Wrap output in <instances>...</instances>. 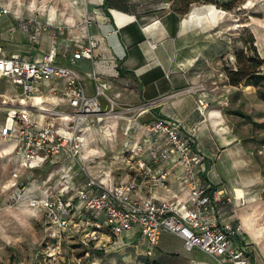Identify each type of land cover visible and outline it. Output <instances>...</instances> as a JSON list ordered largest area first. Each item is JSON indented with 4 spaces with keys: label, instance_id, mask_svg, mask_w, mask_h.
<instances>
[{
    "label": "built area",
    "instance_id": "built-area-1",
    "mask_svg": "<svg viewBox=\"0 0 264 264\" xmlns=\"http://www.w3.org/2000/svg\"><path fill=\"white\" fill-rule=\"evenodd\" d=\"M8 14L12 11L0 0V18ZM37 14L16 16L17 25L31 29L33 43L39 33L53 26ZM96 46L97 41L89 38L73 52L71 61L93 58ZM56 56L55 45L37 60L24 58L19 52L4 53L0 45V75L16 85V95L0 94V137L15 140L18 156L10 188L15 201H27L43 216L44 259L54 262L66 237L75 238L90 253L118 245L123 236L137 232L142 244L145 241V255H151L160 236L169 233L179 237L186 249L208 258L192 259L191 264H249L251 250L236 217L234 196L223 187L212 188L206 180L205 157L195 143L194 127L184 131L177 121L167 118L144 123V137L120 153V160L133 174L127 180L109 184L86 171L81 161L86 145L84 125L101 126L108 117L130 122L143 110L117 104L96 73L92 76L94 93H86L78 74L57 64ZM52 80L63 83L49 86L48 92L42 85ZM54 99L66 107L50 105ZM198 102L202 112L206 105L201 99ZM44 165L56 166L54 182L58 178V183L33 196L27 192L30 171ZM176 169L178 186L188 190L184 201L158 199L146 191L151 185L167 189L168 178ZM237 201L244 203L242 197Z\"/></svg>",
    "mask_w": 264,
    "mask_h": 264
},
{
    "label": "crops",
    "instance_id": "crops-1",
    "mask_svg": "<svg viewBox=\"0 0 264 264\" xmlns=\"http://www.w3.org/2000/svg\"><path fill=\"white\" fill-rule=\"evenodd\" d=\"M174 1L2 0L12 14L0 18V45L4 53L19 52L29 60L41 59L51 45H55L56 63L71 67L81 78L86 93H94L92 76L96 73L106 82L107 93L117 104L131 105L135 111L143 110L138 119L124 121V136H128L124 143L125 151L144 137V123L147 121L167 118L177 121L184 131L194 127L195 143L205 157L206 180L214 188H225L234 196L236 204V197L241 192L245 204L253 209V217L260 226L259 234L247 238L244 229L246 239L243 238L249 248L251 243L254 244V251L250 248L249 264H264V209L260 192L256 191L263 177L259 163L251 160L242 142L244 135L237 131L242 126L239 125V117L229 113V99L236 95L231 92L238 90V86L229 85L225 74L224 79L219 78V84H212L215 72L212 59L205 51V35L198 31L200 27L186 23L193 10L206 4H189L185 11H181L173 5ZM37 11L40 20L53 26L39 33L33 43L31 29L17 25L16 16L30 17ZM54 25L60 26V29H55ZM253 30L259 34H255V46L264 60V26L258 29L259 32L257 28ZM89 38L97 41L93 58L72 62L73 52L86 44ZM62 83V80H52L42 87L49 92V86L60 87ZM188 88L190 92L186 91ZM15 93L16 89L11 88L6 93L0 92L3 95ZM199 99L206 105L202 112L198 108ZM236 100H243V97ZM49 104L66 107L58 99ZM235 110L233 112L238 113ZM2 116L0 114V127ZM118 120L108 119L106 127L89 126L85 130H96L84 131L85 138L88 137L90 142H96L99 137H106L104 141L113 140ZM98 129L103 131V135L100 136ZM92 154L90 146L84 148L83 157ZM15 157L18 161V156ZM44 166L30 171L32 177L35 169ZM129 173L131 175L127 173V179L133 175ZM176 174L178 169L169 176L167 189L151 185L146 191L158 199L184 201L188 190L178 186ZM90 175L95 176L96 171ZM113 183L118 181L109 182ZM38 188L41 191V187ZM236 217L239 219L237 214Z\"/></svg>",
    "mask_w": 264,
    "mask_h": 264
},
{
    "label": "rangeland",
    "instance_id": "rangeland-1",
    "mask_svg": "<svg viewBox=\"0 0 264 264\" xmlns=\"http://www.w3.org/2000/svg\"><path fill=\"white\" fill-rule=\"evenodd\" d=\"M186 1L192 2L190 5L213 6L208 27L204 30L197 29L205 35V51L214 65L215 76L212 84H219L221 81L219 78L224 79V68H235L236 52L239 49L243 48L246 54H250L249 43H245L243 38L246 39L249 32H252L256 38L255 34L257 36L259 34L253 32V29L258 30L264 26V0H210V3H204L203 0H175V6L183 8L186 6ZM209 40L210 45H208ZM261 70L263 71V67ZM8 88L15 90L16 85L11 79L0 75V92L6 93ZM231 94L236 95L233 99H229V113L239 117V125L242 126L237 131L244 135L242 142L245 143L251 160L255 159L259 163L263 180L256 191L260 192L261 206L263 205L264 209V129L255 125V123L264 122V100L262 99L264 87L258 89L241 84L238 90ZM239 97H243V100H236ZM234 109L238 113H234ZM239 113H243V116ZM107 120L102 124L104 127L107 126ZM121 120L123 119L116 122L113 140L104 141L106 137L102 138L103 140L99 137L96 142H89L90 145L94 144L93 154L81 157L86 171L89 174L96 171L95 177L101 181L119 182L127 179V173L131 175L129 165L120 160V152L126 147L124 143L128 137L124 136L126 122ZM89 126L84 125V130ZM95 130L96 128H89L85 131L88 133ZM102 132L99 131L100 136L103 135ZM10 145L13 146L12 150L9 153L4 151ZM14 145V139L5 141L0 137V264H191L192 259H208L203 253L186 249L177 237L163 233L149 256L145 255V241L142 244L140 239L121 242L118 245L112 244L101 249L99 253H86V248L78 244L75 238L66 237L55 261L47 262L44 259L46 230L43 216L38 209L29 206L27 201H15V192L10 188L12 172L17 171L18 164ZM88 146L85 145L84 148ZM35 170L33 177L29 180L27 192L33 196H40L45 191H40L38 187L43 189L50 185L53 189L56 185L54 183H58V178L54 182L56 166L47 165ZM248 170H251V166ZM20 171L22 172L21 169ZM236 208V214L242 224L246 220L248 223L253 222L257 228L260 227L248 203ZM246 233L247 238L255 236L249 231ZM134 235L135 233H130L128 237L133 238ZM242 235L245 238L244 233ZM250 248L254 251L253 243L250 244Z\"/></svg>",
    "mask_w": 264,
    "mask_h": 264
},
{
    "label": "trees",
    "instance_id": "trees-1",
    "mask_svg": "<svg viewBox=\"0 0 264 264\" xmlns=\"http://www.w3.org/2000/svg\"><path fill=\"white\" fill-rule=\"evenodd\" d=\"M197 1V0H194ZM204 3H210V0H203ZM190 1H186L185 7H177L179 10L183 11L190 4ZM245 43H249V51L250 54H246L244 49H239L236 52V62L235 68L231 69L229 67H225V75L227 77V82L232 86L243 85H252L255 88L264 87V73L262 72V67L264 66V60L258 54L257 48L255 46V37L252 32H249L247 37H245ZM264 100V96L262 98ZM243 116V113H239ZM256 126L264 129L263 123H255ZM214 188V186H212ZM135 237V238H134ZM133 238H129L128 236H123L121 242H128L129 240L139 239V234L136 232ZM157 246V245H156ZM93 253H99L100 250L92 251ZM149 256V255H147Z\"/></svg>",
    "mask_w": 264,
    "mask_h": 264
},
{
    "label": "bare ground",
    "instance_id": "bare-ground-1",
    "mask_svg": "<svg viewBox=\"0 0 264 264\" xmlns=\"http://www.w3.org/2000/svg\"><path fill=\"white\" fill-rule=\"evenodd\" d=\"M212 10H213V6L212 5H206V6H203V7H201V8H197V9H195V10H193L190 14H189V17H188V19L186 20V23H189V24H191V25H195L196 27H200V28H202V29H206L207 27H208V23H209V21H210V19H209V16L211 15V13H212ZM210 24V23H209ZM107 119H110L109 117L107 118ZM88 138V137H87ZM86 138V142H85V144L88 146H90V148L92 149V147H94V144H92V145H90L89 144V140ZM89 141V142H88ZM12 147L13 146H8L7 148H5V150L4 151H6V152H8L9 153V151H11L12 150ZM243 198V196H242V193L241 192H239V195H238V197H236V199H239V198ZM253 201H254V198H253ZM245 204V202L242 204V205H244ZM237 206H240L239 204H237ZM242 227H243V229H245L246 231H249V233L251 234V235H257L258 236V230L257 229H259L260 230V227H256V226H254L253 225V222H247L246 220H245V222L242 224ZM253 231V232H252ZM254 236V237H255Z\"/></svg>",
    "mask_w": 264,
    "mask_h": 264
}]
</instances>
